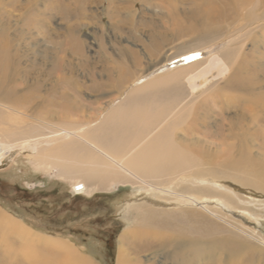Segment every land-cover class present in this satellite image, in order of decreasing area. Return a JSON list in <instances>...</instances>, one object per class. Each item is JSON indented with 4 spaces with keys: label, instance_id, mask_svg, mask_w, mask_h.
<instances>
[{
    "label": "rangeland",
    "instance_id": "1",
    "mask_svg": "<svg viewBox=\"0 0 264 264\" xmlns=\"http://www.w3.org/2000/svg\"><path fill=\"white\" fill-rule=\"evenodd\" d=\"M86 1L87 7L82 0L77 3L78 6L81 4L85 6V15L74 17V21L77 20L81 23V25H78L80 27H77L78 29L76 28L75 33H73L74 37L78 38L77 40L82 44V47L78 50H74V46L71 49L65 45V41L69 40L70 37L65 29L68 22H65L60 13L57 16L50 14V10L46 8L49 4L48 0H41L37 7L40 10L46 9L48 11L46 17L49 26L42 28V30H26L25 34L11 32L15 36L19 35L20 42H17V44L20 46L16 47L19 59L33 66L32 71H35L34 73L31 71L30 75H26L25 82L18 81V84L21 85V88L19 87L21 92L19 93L22 95V92L26 91L24 94L29 98L35 96L38 99L35 98L39 108L32 107L31 109L26 103L23 108H19L22 113L9 112L13 115L11 119H7L9 122L1 120L2 123H0L1 129L10 130L9 135H0V139L4 142L18 144L23 142L24 139L41 140L42 142L48 139L51 141L52 135L58 132L59 127H65L73 129V133H83L88 130H94V133L102 131V138L98 142H104L107 146L106 140L109 137V129L114 127L113 124L115 123L110 122L109 118L106 119V116L120 108H122L120 110L122 112L131 109H143L146 112L148 111L147 117L129 121L128 124H125L126 127L122 126V130H119L121 134L115 140L116 146L114 148L120 150L119 153L124 158L122 159L123 162L127 163L140 153L149 142V137L153 136L152 134L151 136L147 135L146 130L152 128V125L154 126L158 121L160 112L163 113L159 119H161V122H166L167 111L165 110L167 108L172 113L175 110L184 108L190 98L195 99V101L205 98L208 101L211 100L216 87L218 88V85L223 83L222 81L232 75L238 66L243 67L242 69H249V64H247L249 62L251 67L256 65L260 77L264 78V25L261 27L258 24L242 28L238 22L236 23L239 16L228 15L221 21L215 22L214 27L218 29L235 24L237 28L233 30L239 29L235 35L230 33L233 30L227 31L224 32L220 41L217 40L211 44L202 45L200 48L194 45L193 49L184 46V44L189 42L188 45H193L196 41V39L194 40L195 35L175 36L174 21L170 12H168L167 0H122L121 3L126 8L131 7L133 10L135 8L137 10V15L134 16V21L138 25L134 24V28L136 27L137 30L128 29L127 31L112 28L110 23L111 19L114 18L106 13L107 9L116 5L118 0H114V2L113 0ZM134 6L135 8H133ZM183 6L186 7L187 4ZM18 8L13 10L14 13L18 14V11L21 10ZM127 14L128 12H124V15ZM124 15L120 16L123 21L125 20ZM178 17L183 21L188 20L185 17V12L182 11H179ZM151 22H154L155 25L151 26ZM261 23H264V18ZM186 24L188 23L186 22ZM226 33L228 36L224 37ZM155 41L162 42L154 44ZM123 49L125 50L124 54L122 53ZM183 50L189 51L178 53ZM228 52L234 56L233 59L237 60L232 62V64L235 62V65H231V68L223 73L224 76L220 75L221 77L218 76V78L217 76L216 78L212 77L213 74L215 76L217 73L214 70L209 74L211 81L208 86L200 88L198 93H194L186 82L187 78L181 76L178 79H170L171 82L168 81L164 85L151 86L149 89L137 90L130 94L132 90L142 86L164 71L187 67L209 59L214 54L223 55ZM59 60H65L62 63V68L58 65L60 64ZM70 65L74 67V71L70 70ZM56 67L60 69L57 70L58 72L55 70ZM120 92H122L121 95L111 102ZM222 92L228 93L229 90ZM210 104L216 108L215 113L217 110L219 111L215 103L211 102ZM102 108L104 109L102 110ZM3 111L7 112L6 109ZM100 112L101 118H97ZM151 117L155 118L152 119ZM236 118L237 116L233 111L228 116L218 115L216 119L212 118L213 121L208 118V121L212 122L210 129H215V120L220 123L221 120L237 121ZM95 119L102 122L100 123L102 125L99 122L96 123ZM91 120L92 122H89ZM107 124H112V126L110 125V128H108ZM149 124H151L150 127ZM116 126L120 127L117 122ZM79 127L81 131L78 129ZM124 128H127V134H124L123 131H126ZM142 130L146 136L142 135ZM50 136L51 138H49ZM71 137H66V140ZM146 137H148V141ZM210 139L212 138H209V141ZM64 141L65 139L59 145L64 144ZM81 142H83L81 139L80 141L77 139L75 145L78 143L80 145ZM121 142L122 145H120ZM56 151H58L57 147L51 154L49 152L44 154V158H40V154L36 155L37 153L30 150L22 153L18 152L17 154L14 152L13 159L0 168V211L3 210L2 212L6 215L19 220L25 227L28 226V230L35 234L39 233L41 237L64 240L70 244L69 246L74 250L76 257L85 258L90 264H118L117 258L123 233L134 228L133 226L137 224V208L143 207L145 210L159 211L157 213H160L162 217H165L166 212L168 215L173 213L175 219L181 213L180 210L183 206L175 205V202H173L174 196L169 192L164 194L165 192L158 189L165 188L164 182H166L168 176H157L158 174L155 172L132 170L142 177L139 179L116 168L118 171L114 174V177H109L106 164L96 163L97 165H95L94 163H87V161L82 162L78 156L66 158ZM101 157L108 162L103 155ZM204 165L202 164L201 168ZM193 172V170L189 172L191 176L184 173L173 181L177 182L182 177L188 176L194 179L198 175H194ZM207 176L215 181L204 180L203 185L216 186L225 193L228 191L227 188L230 189V191H233L232 198L238 201L241 208H230L228 205H224L225 203H222L224 206L222 204L218 205V201H215L217 196L212 193V197H206L209 200V202H206L207 209L200 210L194 206L190 208L187 204L186 207L190 208H187L188 213L194 211L195 216L197 215L199 219L202 217L207 232L214 233L219 242L229 235L220 227L234 229V231L240 232L248 238L242 230L246 226L248 229L255 231L253 233L251 230H245L246 232L255 234L256 238L264 237V192L239 187L235 184L236 188L233 184H229V181H234L232 178L221 177L218 174ZM207 176L200 175L199 177L205 179ZM111 178H115V181H112ZM142 179L146 182H143ZM112 182L116 183L111 184ZM75 183H86L88 190L80 196H75L73 191L76 186L73 187ZM178 192L182 193L180 189ZM166 202L168 204H165ZM193 209H197L198 212ZM179 216L188 220L191 215L180 214ZM193 218H195L194 215ZM1 231L0 229V235L3 236ZM14 235L12 234V238L10 237L11 248L4 252L8 257L4 264H44L45 262V264H78L75 260L77 258L70 253H64L58 247H49L51 245H45L35 240H31L32 242L27 241L32 247L26 248L28 249L26 252L30 256L29 261L26 256L23 257L20 253L21 238L16 234ZM1 236L0 249H3V242L1 241L4 237ZM147 239L145 236L128 242L130 255H132V260L127 262L128 264L150 263L148 262V259L152 257L150 252L140 248V244ZM254 242L259 245L257 239H254ZM213 252L209 248H205L204 257L200 263L210 264V258L215 256L218 257V264H224L223 261L226 260V255L222 251V246L218 244L217 255ZM253 253L256 254L257 249H254ZM250 260L252 261V258ZM170 263L176 264L173 258L165 259L161 254L151 261V264ZM257 264H264V259Z\"/></svg>",
    "mask_w": 264,
    "mask_h": 264
},
{
    "label": "bare ground",
    "instance_id": "2",
    "mask_svg": "<svg viewBox=\"0 0 264 264\" xmlns=\"http://www.w3.org/2000/svg\"><path fill=\"white\" fill-rule=\"evenodd\" d=\"M40 1L41 0H0V123L13 117V115L9 112L22 113L19 108H23L26 103L31 109L32 107L39 108V105L36 103L38 99L35 96H33V98H29V96L24 94L26 91L22 92V95L19 93L21 92L19 89V87L21 88V85L18 84V81L21 80L25 82L27 79L26 75H30L33 66L19 59V54L17 53L18 50L16 48L20 46L17 44V42H20L18 37L19 35L15 36L12 33L17 32L25 34L26 30H42V28L49 26L46 17V13L48 11H46V9L40 10L37 7ZM48 1L49 4L46 8L50 10V14L57 16L60 13L62 14V18H64L65 22H68L66 23L65 29L70 37L68 38L69 40L65 41V45L70 48H73L74 46V50H78L82 47V44L77 40L78 38L76 39V37H74L73 33H75L76 28L78 25H81V23H79L76 19V21H74V17L85 15V6L83 4L78 6L77 3L79 0ZM82 1H84L85 4L87 2L86 0ZM121 1L122 0H118L116 5L111 6L106 11L109 16L114 18L111 19L112 21L110 26L116 30H137L136 27L134 28V24L138 26L134 21V16L136 17L137 15L135 6L133 7L135 10L131 7L128 9L122 5ZM186 4V7L183 6ZM17 8L20 10L18 11V14L13 11ZM167 8L174 21L175 36H181L184 34L195 35L196 38H194V40L196 39V41L195 43L192 42L193 45H188L189 42L184 44V46L192 48L194 45H197L198 48H200L202 45L205 46L206 44H211L217 40L220 41L224 32L236 29L237 27L235 24L230 27H220L218 29L214 27L215 22H219L231 14L239 16L236 23L238 22L239 26L241 25L242 28L258 24L261 25V27L264 25V23H261V20L264 18V0H167ZM179 11L185 12V17L188 19L187 21L186 19L184 21L179 19ZM124 12H128V14L124 15ZM122 15L125 16L124 21L120 17ZM186 22L188 24H186ZM150 25L154 26L155 24L154 22H151ZM237 30H233L230 33H234L233 35H235ZM27 34L29 35L28 32ZM226 36H228L227 33L224 37ZM163 40L164 38L162 41ZM162 41H155L154 44H160L159 42ZM187 47L184 48L186 49ZM15 48L16 51L14 50ZM189 50L179 51L178 53H185ZM122 51L124 54L125 50L123 49ZM233 58L234 56L229 52L223 55L214 54L209 59L199 61L187 67H179L178 69H174L172 71L167 70L168 72L164 71L148 80L142 86L132 90L130 94L137 90L142 91L146 88L149 89L151 86L158 87L159 85H164L170 81V79H178L181 76L186 77V82L189 84L192 91L194 93H198L200 88L208 86L211 81L209 74H211L214 70H216L217 73L215 76H213V74L212 77L216 78L217 76L218 78L220 75L224 76L223 73L228 71L229 68H231V65H235V62L232 64L233 60H235ZM64 61L65 60H59L60 64L58 65H60L61 68L63 67L62 63ZM52 63H54V61H52ZM247 64H249V69H242L243 67L241 66L235 68L234 66V73L222 81V84L219 83L220 85H218V88L216 87L215 90L213 89L214 93H212L211 100L208 101L207 98H205L195 101V99L190 98L184 108L175 110L172 113L170 109L167 108V110H165L167 111L166 122H161V119H159L163 113L159 111L160 113L158 115L160 116L157 119L158 121L155 124L153 123L154 126L152 125V128L150 127L151 124H149L148 126L150 128H148L149 130H146L147 135H153L151 136L152 138L148 136L149 142L146 146L143 147L138 155L127 163L123 162L124 160L122 159L124 158L121 157L122 155L119 153L120 150L114 148L116 146L115 140L117 136H120L122 126L126 127L125 124H128L129 121L131 122L135 119L139 120L143 119L145 116L147 117L146 114L148 111L146 112L143 109H131L129 111L126 110L122 112L120 111L122 108H120L106 116V119L109 118L110 122L115 123L113 124L114 127L111 128L110 125L112 126V124H107L109 126L108 128H110L108 133L109 137L106 140L107 146L104 142H98V140L102 138V131L94 133V130H88L83 133H73V129L65 127H59L58 132L55 135H52L51 141L48 139L46 141L43 140V142L41 140L24 139L25 141L23 140V142L14 144L11 142H4V140L0 139V168L13 159L14 152L17 154L18 152L22 153L23 151L30 150L33 153H37L36 155L40 154V158H44V154H47L48 152L51 154V152L57 147L58 151L56 152H59V155H63L66 158L78 156L82 162L87 161V163H94L95 165H97L96 163L106 164V169H108L107 175H109V177H114V174L120 170L125 172L127 175L135 176L136 178L141 179L142 177H140V175L138 176L132 171L134 169L143 172L148 171L149 173L155 172L158 174L157 176H168L166 182H164L165 188L167 189L158 188L159 191L165 192L164 194H167L168 192L172 194L174 196L173 202H175V205L183 206L182 210H180V214H189L191 216H189L188 220H185L184 218H181L179 214L176 216L177 219H175L173 213L168 215L165 211V217H162L160 213H157L159 211L156 212L153 209L145 210L143 207L137 208V224L133 226L134 228L126 230L123 233L120 248L118 247V264H128L127 262L132 260L128 242L145 236L148 239L140 244V248H143L147 252L149 251L152 255V257L148 259V262L150 263L146 264H151V261L155 257L160 256V254L163 255L165 259L173 258L176 264H201L200 262L203 260V252L205 248H209L214 251L213 253L215 255H217L218 244L222 246V251L226 255V260L223 261L224 264H257L264 259V237H259V239L255 237V234L246 232L249 230L253 233L255 232L253 229H248L246 226L243 227L242 230L246 233L245 235L248 238H246L242 233L234 231V229L220 227L222 230L228 232L229 235L219 242L218 237H216L214 233L212 234L207 232V229L204 227L202 217L199 219L197 215L195 216V213H193L194 211L192 213H188V209L193 208V206L200 210L207 209L206 202H209V200H207L206 197H212L214 193L217 197H219H215V201H218V205L225 203L224 205H228L230 208H241L238 201H235V199L232 198L233 191H230V189L227 188L228 191L225 193L219 190L216 186L213 187V185H203L202 182H204V180L215 181L213 178L207 176L209 174H218V176L221 177L232 178L235 182L229 181V184H233V186L239 185V187H246L258 192H264V78L260 77L256 65L251 67L250 62ZM41 68L43 69V67ZM69 68L71 71H74V67H72V65H70ZM55 70L57 71L60 69L56 67ZM22 85L24 84L22 83ZM227 89L229 90L228 93L222 92ZM121 93L122 92L116 95L111 102H113L116 97L118 98ZM35 98L37 100H35ZM122 101L124 102V100ZM211 102L218 106V112L216 111L215 113L216 108L210 104ZM104 108H102V110ZM5 109L8 113L3 111ZM232 111L236 114L237 121L221 120L220 123H217L218 120H215V129H210L212 124V122H210L211 120L213 121V119H216L218 115L228 116V114ZM97 118H101V112L98 113ZM151 118L154 119L155 117ZM208 118L210 121H208ZM7 121L9 122V120ZM89 122H92V120ZM98 122L99 120H96V123ZM116 122L120 127L116 126ZM100 123L102 122H99V124ZM78 129H80V127ZM124 129L126 130L127 128ZM9 132L10 130L8 129L0 128V135H5ZM123 132L124 134H127V130ZM142 132V135L146 136L143 130ZM68 136L72 137L66 140V137ZM148 137H146V139ZM49 138H51V136ZM209 138L212 139L209 141ZM64 139L65 143L59 145V143ZM77 139H79V141L81 139V141H83L81 144H84L79 145L78 143L75 145ZM122 142L120 145H122ZM100 154L103 155L110 163L106 162ZM202 164L205 165L201 168ZM192 170L194 171V175H198L194 179L188 176L182 177L177 182L173 181L184 173L189 174ZM200 175L207 177L205 179H200ZM111 179L112 181H115V178ZM144 179H142V181L146 182ZM115 183L116 182H112L111 184ZM75 185L76 183L73 187ZM179 189L182 193L178 192ZM87 190L88 186L85 183L82 192L84 193ZM228 194L232 196L230 197ZM160 204L162 203L160 202ZM165 204H168V202ZM187 204L190 208L188 206L186 207ZM197 209L193 210L198 212ZM2 211H0V229L2 230L1 233H3V236H0L4 238L3 241H1L3 242V249H0L2 250L0 251V264H4L8 259L4 252L12 246L10 242L12 234H16L21 238L22 243L20 246L22 247H19L20 253L23 257L26 256L29 261L30 256L27 254L26 250L28 249L26 248L31 247V245L27 242L28 240H35L45 245L49 244L51 245L49 247H58L64 253L68 252L74 257L77 256L74 250L69 246L70 244L64 240L41 237L39 233L35 234L31 230H28V226L25 227L19 220H16L10 215H6ZM193 215L195 218H193ZM254 239L259 241V245L254 242ZM254 249H257V255L255 253L252 254ZM76 258L77 259L75 260H77L78 264H90L87 260H85V258ZM250 258H252V261ZM210 264H218V257L212 256L210 258Z\"/></svg>",
    "mask_w": 264,
    "mask_h": 264
},
{
    "label": "built area",
    "instance_id": "3",
    "mask_svg": "<svg viewBox=\"0 0 264 264\" xmlns=\"http://www.w3.org/2000/svg\"><path fill=\"white\" fill-rule=\"evenodd\" d=\"M83 189H84V184L83 183L76 184V186L73 188L74 195L75 196L82 195L83 194V192H82Z\"/></svg>",
    "mask_w": 264,
    "mask_h": 264
},
{
    "label": "crops",
    "instance_id": "4",
    "mask_svg": "<svg viewBox=\"0 0 264 264\" xmlns=\"http://www.w3.org/2000/svg\"><path fill=\"white\" fill-rule=\"evenodd\" d=\"M80 196V195H79Z\"/></svg>",
    "mask_w": 264,
    "mask_h": 264
}]
</instances>
